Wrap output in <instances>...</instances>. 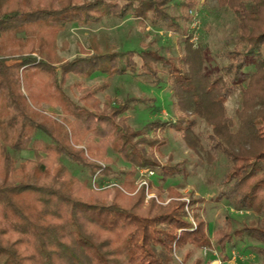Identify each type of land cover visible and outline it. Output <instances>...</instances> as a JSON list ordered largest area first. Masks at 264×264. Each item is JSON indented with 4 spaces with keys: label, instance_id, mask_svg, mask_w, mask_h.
Wrapping results in <instances>:
<instances>
[{
    "label": "trees",
    "instance_id": "obj_1",
    "mask_svg": "<svg viewBox=\"0 0 264 264\" xmlns=\"http://www.w3.org/2000/svg\"><path fill=\"white\" fill-rule=\"evenodd\" d=\"M198 1L0 0V264H186L194 250L211 246L226 261L227 247L244 239L263 245L255 252L260 257L256 264H264V0H217L233 10L236 29L233 48L214 71L205 68L199 54L183 60L184 71L146 49L124 52L120 63L113 55H86L63 64L60 72L52 61L30 56L36 49L43 52L46 42L39 34L52 38L68 23H98L105 17L162 21L180 33L176 20L166 13L168 4L174 2L187 12ZM29 29L38 35L30 36ZM7 57L17 62L7 64ZM159 63L171 78L173 103L183 110L191 107L206 121L209 151L226 160L217 198L237 211L259 215L252 225L226 222L213 232V244L194 201L192 226L178 194L170 193L174 198L165 205L153 198L145 204L143 189L127 196L114 186L98 189L97 183L92 188L58 163L60 157L77 162L88 169L91 179L98 171L104 176L112 173L95 160L112 162L106 157L108 150L121 154L132 168L116 173V178L123 176L121 187L132 184L136 167L163 177L183 175L178 167L161 166L154 150L167 128L186 137L194 122L154 120L147 127L159 135L147 138L127 125L122 115L126 103L99 108L94 91L88 89L82 90V104L77 105L60 85L69 72L96 71L110 76L128 72L159 83ZM236 92L240 104L230 115L226 104ZM43 101L56 103L62 118L43 111L39 106ZM37 132L47 141L34 140ZM83 140L85 150H75ZM29 147H34V157L16 165L9 152ZM185 246L191 248L177 262L174 251Z\"/></svg>",
    "mask_w": 264,
    "mask_h": 264
},
{
    "label": "rangeland",
    "instance_id": "obj_2",
    "mask_svg": "<svg viewBox=\"0 0 264 264\" xmlns=\"http://www.w3.org/2000/svg\"><path fill=\"white\" fill-rule=\"evenodd\" d=\"M166 13L176 20L180 33L174 32L162 21H140L131 15L123 18L105 17L98 23H68L56 31L52 38L48 34L38 35L36 29H29L30 36L38 35L46 42L41 54L36 49L30 56L35 61L40 58L52 61L59 72L63 64L86 55H113L120 63L125 59L124 52L144 49L155 52L172 66L184 71L187 66L183 60L195 59V54L201 56L207 70L214 71L225 63L224 53L230 51L235 43L236 21L233 10L218 4L217 0H199L187 12L176 3H169ZM190 46L191 49H188ZM134 60L139 62L137 56ZM15 62L17 61L14 57H7V64ZM157 68L159 83H151L149 79L128 72L110 76L96 71L89 75L69 72L60 85L66 97L77 105L82 104V90L88 89L94 91L93 96L98 101L99 108L104 104L115 106L126 103L128 109L122 115L127 125L134 130H141V134L147 138H152L154 133L159 135L158 130L154 132L147 127L154 120L177 122L181 118L194 122L186 137L182 131L167 128L159 135L163 142L154 150L155 158L161 166L178 167L183 170V175L163 177L152 169L136 167L132 184L126 183L121 187L123 176L116 178V173L121 171L126 174L132 169L121 154L116 155L108 150L106 157L112 162L95 160L101 169L108 165L112 173L104 176L98 171L91 179L88 169L77 162L60 157L58 163L65 165L79 181L87 180L88 186L92 188L97 187V183H100L98 189L114 186L127 196H133L143 189L145 204L148 199L153 198L156 203L165 205L174 198L170 197V193L178 194V199L184 202V209L192 226L195 222L190 202L194 201V209L206 223L208 236L213 244V232L224 227L226 222L232 226H239L242 222L252 225L256 223L259 215L251 211H237L223 199L217 198L222 190L220 180L227 169L226 160L220 153L209 151L205 134L210 129L206 121L194 113L191 107L183 110L173 103L170 95L171 78L167 68L161 63ZM240 100L237 92L229 99L226 108L230 115L239 107ZM39 106L54 119L59 120L63 116L56 103L43 101ZM34 140L45 142L47 137L37 132L34 133ZM85 147L84 140L74 146L78 151L85 150ZM83 152L86 156V151ZM9 153L15 164L19 165L34 157V147ZM162 171L165 173L166 168ZM112 197L113 192H110L108 199L111 200ZM262 246L250 239L237 240L234 248L227 247L226 261L222 260L217 248L205 247L194 250L186 264H191L196 259L201 260L200 264H256L260 257L255 251ZM189 248L191 247L185 246L181 251H174L175 260L181 262Z\"/></svg>",
    "mask_w": 264,
    "mask_h": 264
}]
</instances>
